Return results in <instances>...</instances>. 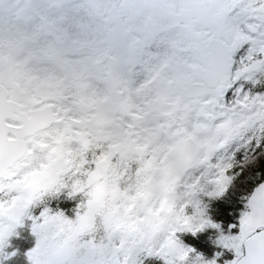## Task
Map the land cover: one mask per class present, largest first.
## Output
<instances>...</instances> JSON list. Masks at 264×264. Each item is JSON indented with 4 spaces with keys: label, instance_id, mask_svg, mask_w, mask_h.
<instances>
[{
    "label": "snow or ice",
    "instance_id": "snow-or-ice-1",
    "mask_svg": "<svg viewBox=\"0 0 264 264\" xmlns=\"http://www.w3.org/2000/svg\"><path fill=\"white\" fill-rule=\"evenodd\" d=\"M241 171L216 243L264 264V0H0V260L27 216L29 264H217L176 233Z\"/></svg>",
    "mask_w": 264,
    "mask_h": 264
},
{
    "label": "trees",
    "instance_id": "trees-1",
    "mask_svg": "<svg viewBox=\"0 0 264 264\" xmlns=\"http://www.w3.org/2000/svg\"><path fill=\"white\" fill-rule=\"evenodd\" d=\"M236 159H240L239 154L236 155ZM244 176L245 172L241 171L240 176L233 181V185L219 198L201 197V200L206 204L205 213L207 216L224 228L229 227L230 224L237 226L239 215L245 208L244 197H246L247 192L251 191V181L247 182L249 187L246 190H242ZM75 203L76 198H70L68 195L54 194L51 196L50 209L52 211H62L66 216L72 218L74 216ZM26 225L28 226V223ZM22 231L25 232L27 230L23 228ZM219 232L216 228L207 227L198 231L195 235L190 232H177L176 236L182 243L191 246L195 250V253L201 254L205 260H211L221 247V245L216 243ZM17 253L16 257H14L15 259L23 255L21 254L22 252L18 251ZM140 258L141 264H165L160 258L143 253L140 254Z\"/></svg>",
    "mask_w": 264,
    "mask_h": 264
},
{
    "label": "flooded vegetation",
    "instance_id": "flooded-vegetation-1",
    "mask_svg": "<svg viewBox=\"0 0 264 264\" xmlns=\"http://www.w3.org/2000/svg\"><path fill=\"white\" fill-rule=\"evenodd\" d=\"M56 194L67 196V190H61L59 193ZM70 198H76V207V204L79 202V194H76L75 197ZM45 203L50 208L51 196L45 198ZM30 211L33 216L37 214V208H31L30 206ZM26 223H28L29 227L26 225ZM31 223V219H29L27 216L22 217V223L17 225L15 229V234L10 235L8 237V244L5 246V251L9 253L14 252V255L0 260V264H29L26 257V252L35 245V236L31 231ZM23 228L27 231L23 232ZM18 251L22 252L21 254L23 255H21L20 258H17V260L14 257H16V254H18Z\"/></svg>",
    "mask_w": 264,
    "mask_h": 264
},
{
    "label": "rangeland",
    "instance_id": "rangeland-1",
    "mask_svg": "<svg viewBox=\"0 0 264 264\" xmlns=\"http://www.w3.org/2000/svg\"><path fill=\"white\" fill-rule=\"evenodd\" d=\"M201 197H205V195L201 194L200 198ZM191 213H192V208H191V206H188L186 208V214L190 215ZM205 228H207V227H205ZM227 229H228V232H227ZM219 231H220L219 232V236L221 234H224V235L235 234L238 231V225L236 227L231 228V229L229 227L224 228L223 226L219 225ZM216 253H220L219 256L213 257V258L216 259L217 264H224L225 260H232L234 258V256H235V253H234L233 250L228 249V248H224L222 245H221V247L219 248V250ZM155 257L160 258L158 256H155ZM160 259L163 260L162 258H160Z\"/></svg>",
    "mask_w": 264,
    "mask_h": 264
},
{
    "label": "clouds",
    "instance_id": "clouds-1",
    "mask_svg": "<svg viewBox=\"0 0 264 264\" xmlns=\"http://www.w3.org/2000/svg\"><path fill=\"white\" fill-rule=\"evenodd\" d=\"M40 179H41L40 175H34L29 179V184H32L34 182H38ZM161 206L166 213L169 210V208L171 207V205L167 202H162ZM182 207H183V205H181V208ZM186 257H187V253H177L175 256H170L169 261H170V264H179V262L182 261L183 259H185Z\"/></svg>",
    "mask_w": 264,
    "mask_h": 264
}]
</instances>
